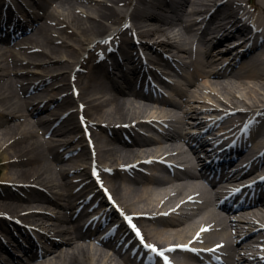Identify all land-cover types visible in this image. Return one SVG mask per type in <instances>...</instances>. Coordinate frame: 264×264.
Returning a JSON list of instances; mask_svg holds the SVG:
<instances>
[{
    "label": "bare ground",
    "instance_id": "obj_1",
    "mask_svg": "<svg viewBox=\"0 0 264 264\" xmlns=\"http://www.w3.org/2000/svg\"><path fill=\"white\" fill-rule=\"evenodd\" d=\"M16 1L18 3L21 0ZM134 1L135 4L133 3ZM162 1L164 0H154L152 2L153 5L141 8V5H146L145 0H43L42 3L44 7H39L37 10V12L44 11V14L39 17L42 24L34 28L32 31L34 33H31L30 36L24 38L16 45L7 47L0 46V129H2L0 130L2 131L0 132V152L1 149H3V152L6 149L10 151L4 156L8 164L7 168L10 166L15 167L14 165H19L20 167L33 166L31 169L22 172V174H24L33 171V173L29 174L31 177L28 180H18L17 177L21 175V171L17 170H10L11 172L6 173L4 179H1V181L4 182H13L15 186L13 187V185L9 183H4V185L0 187V214L9 213L17 219L24 218L30 223L29 230L36 231L31 223L38 224L40 228L46 230L49 234H56L55 236L63 239V243L57 244L55 249L53 248L54 251L50 253L55 254L51 257L52 260L42 264H114V260L117 261L115 264H128L125 258H118L115 251V254L112 255L105 248L93 249L90 247L86 241L91 236L83 232V227L80 226L79 223L80 219L76 217L75 214L71 213L74 207L72 206L74 201H82L79 203V206L76 207V210H79L82 205L86 204L85 201L90 196V194H81L77 197L78 194L76 192L80 186H84L85 184V188L89 190L91 188L100 187L97 186V181L91 175L95 165L98 169L99 165L113 169L115 179L109 181V178H112V176L106 175L105 171L101 168L102 176L106 179L107 187L125 209H128L130 213H134V219L146 225L145 233L152 239H155L156 242L163 244L176 243L175 240H178L177 242H187L201 228L203 225L202 223L205 222L207 225H213L216 231L220 228H224V231L221 233L218 231L216 237L215 234L213 235L214 241L217 239L227 241L228 247L230 248H233L235 243V245H240L239 243H241H238L239 239H237L238 232L241 231H238L235 226L231 224V230L225 232L229 230V222L225 221L224 218L218 214V211L213 208L216 206V204H214L215 197L213 196V192L210 189H206L201 183L194 182L198 178L190 177L194 183L182 182L180 185H172L166 181L164 176L156 174V183L163 186L170 184L167 186L169 188L165 190L150 185H145L144 189L141 188V186L137 188L136 186L127 184L128 180H132L133 177L132 179H127L126 175L123 177L125 180L121 178V173L119 172L122 167H124V164L131 165L138 161L140 164H143V159L146 155L155 156L156 154H160L159 156L161 157L164 155L165 157L172 156L173 152H177V150L173 148L177 147L170 144L169 146L162 144L157 145L155 141L146 144H138L136 142L141 140L139 139L136 141L139 135L137 134V137L135 136L136 138H134L130 131H125L124 133V135L128 137L127 139H125L124 136L118 137L116 130L122 127L125 128L123 124L132 123L146 116L153 118L156 117L157 114L155 111H152L153 113L151 115H144V112L151 109V105L148 101L142 102L127 97L133 96L137 99L143 97H141L140 94H149V92L143 89L140 83L135 86L133 85L132 88H129L131 86H129L130 81L128 82V80L125 81V83L118 81L117 84L108 85L106 81H112L114 79L110 78L107 73L104 74V77L100 76L101 79L96 78L95 75L97 71L101 72V70L97 69L101 67V63L106 56L116 54L114 59L119 61L118 57H120V51L116 53L115 48L111 46L110 50H106L105 45L103 51H96L92 58L94 61L96 60L97 64L95 63V66H91V63H89L88 69H90V71H88L87 74L83 72L84 75L80 73L78 76L79 96L76 97L71 92L74 85L72 78L74 76L77 77V75H75L77 68L87 63V55H90L91 51L96 49L98 45L103 44V42L107 40V37L114 35L118 37L122 35L123 32H126L130 25L125 26L123 22L128 17L130 22L134 21L136 30H139L144 36H156L149 41H155L153 44L159 46L157 48L171 50L177 47L183 49L184 47H180L181 42L179 41V34L175 33L174 30L175 24L170 20L171 16L169 15V13H178V10L182 9L181 11L184 10V12H188L190 19L185 20L183 17H180L179 21L186 29V34H188L186 37L190 38L188 43L193 40L192 49H194L196 47L194 46L196 38H194L193 35V27L196 24L201 26L206 23V25H209V22L213 24L216 23L217 25L214 29H217V34L219 36H229L228 42L233 40V43L236 41V38L230 37L234 34L240 35V32H244L245 34L247 32L251 33L252 30L255 32L252 25L245 28L242 26L241 18L236 17L239 13L246 11L248 3L251 2L254 9L251 10L250 22L259 29L260 33H264V0H227L226 3L222 0H175L173 3H169L168 0L165 1L166 3ZM34 3L38 5L39 0H34ZM86 3L94 4V6L88 7ZM54 4H58L59 7L57 9H52ZM16 6H18V4ZM132 6H134V8L131 12L130 9ZM15 7H12L13 11ZM73 9H80V14H76ZM195 16H197V19L205 18L201 22L199 20L195 22L196 19H192ZM13 20L16 21L17 18L15 17ZM101 39L102 41H100ZM248 40L250 41L251 39L243 38V41L239 42L240 46H243V43L248 42ZM209 42L212 41H206V43ZM110 43L111 41L107 42V44ZM134 44L137 43L133 42L132 45ZM122 47L123 43H120V49ZM148 47L150 51L153 50V46L150 47V45H148ZM18 48L19 51H17ZM252 48L254 49L255 46H252ZM135 49H137L136 51H138L139 54L140 51L138 48ZM144 49H147V47ZM226 49L227 48L220 47L214 50L215 53L218 50L220 53L217 55V61L214 62V65L220 63V66L226 68L233 66L232 62H235L233 54H225L224 52L228 53ZM121 51L122 54L124 56L127 55V57L120 60V64L122 67L128 69L129 66H126L125 63L126 61H130L128 56L130 50L126 48V50ZM133 52L135 54V50H133ZM252 52L253 51H249L247 53V58L245 59L242 70L250 72L251 79L255 81L253 85L243 80L242 77L238 78L234 83H231L233 81L227 82V80L220 77V71L204 74L207 70H203L204 65L201 63L197 69L204 72L200 75L203 76L201 80L204 88L201 87L200 89L202 91L204 89H210L211 94L214 92V95L217 92L220 94L223 91L224 94L230 93L234 96L235 94H233L231 88L234 87L241 90L243 88L246 92L245 95L253 98L254 95L264 90V50L262 51L263 54L257 56L252 54ZM182 53H189L188 55H190L191 50L190 52L188 50H182ZM152 55L155 59L157 55L160 54H157V51H153ZM181 56L185 57L182 54ZM229 56H231L229 60L222 63L224 58L226 59ZM135 60L138 66L139 62L143 61V59L139 57L135 58ZM166 61V64L169 65V61ZM147 66L151 68V64H144L139 67L145 68ZM133 69L131 71H134ZM66 75H69L67 79ZM215 77L219 79H215ZM31 79H33L32 82ZM50 79L53 84L52 82L43 84L44 81L47 82ZM27 84H29L30 87H28L29 91L31 87L34 86V92L30 95L28 94V89H24V86ZM40 85L42 87H40ZM193 87H199V84L196 82ZM112 89H114L116 93L108 94V91H112ZM130 89L134 90V92H131ZM126 90L130 92L127 93ZM188 91L187 93L186 90L183 96H181L182 99L186 97L183 104L175 101L171 102L173 107L182 109L180 113L175 110H166L163 113L165 117L172 119L174 125L171 126H174L173 128L176 129L179 128L181 134H184V129H187L193 122L196 123L199 120L197 116H199L202 110L206 109V107L204 108L203 106L207 104V102H205V97V101L202 102L201 92L198 90ZM19 92L22 94L23 98L19 96ZM63 92L68 93L64 94ZM60 100L63 102L61 103ZM44 102L47 103L43 110H51V123L59 127L61 125L59 129H49L46 124L50 121L39 119L33 114L32 110H30L31 107H37L36 109H39L40 105ZM75 102L78 103L77 106L81 103L84 104V115L88 119V133H90L89 139L94 143L93 149L90 147L91 141L86 138L85 135L81 134L82 130L79 123H77L78 121H74V113L72 111L74 108L72 109V107L75 105ZM230 103H232V105H230ZM55 104L57 106H55ZM65 105L69 109H63ZM227 105L233 110L237 109L236 111L238 114L236 118L241 119L243 117V113H239L240 111H238L242 107L238 106L235 101L227 102ZM182 106L183 108H181ZM254 107L264 110V100L259 101V103L256 102V106ZM251 111H254V108ZM244 112L246 113V111ZM228 114L229 113L225 114L224 119L235 118V116L230 117ZM263 114L264 112L257 118L263 116ZM114 116L116 120L111 121V118ZM244 116H247V114H244ZM248 118L251 119V116ZM257 118H253V120ZM194 119L196 121H194ZM59 122L61 123L60 125ZM201 123L202 122H199L198 124L200 125ZM260 124L263 126L264 120H260ZM36 128H39V130L36 131ZM40 130L42 131L41 134L39 133ZM48 135H53V137L47 139ZM71 135H74V137L71 140H66L67 137H72ZM248 135L251 136V129L248 131ZM42 136L46 138L43 139ZM77 139H79L80 145L75 152V157L77 158H75L76 160H71L72 163L70 165L72 168L69 169V171L74 170L77 175H80L76 177L80 179V182H78L77 186L74 188V185L71 183L77 180L75 178L69 182L67 181V176L70 173L67 168L60 167L57 172L56 170L54 171V163L62 165L64 160L62 159L63 155L60 158L54 155L53 147L55 146L54 142L60 141V149L65 145L75 142ZM257 140L259 139L257 138L252 142V148L256 150V147H261V145L264 148V142H262V140ZM118 144H120V147L117 146ZM89 147L91 149H89ZM49 157H52L55 162L53 163ZM254 157L255 155L253 158ZM175 158L181 160L184 165L187 163L188 172L191 175L194 173L196 165L200 162V158L196 153L193 155L186 153V151H180ZM149 164L152 165V163ZM65 171H68L66 177ZM21 183H25L26 186L19 189L17 184ZM135 184L140 183L135 182ZM32 185L43 186L47 189L49 196H31L28 197V199H31L30 201L23 200L21 196L16 195V197L14 196L15 194L3 196V190L6 192V190L12 189L15 193H19L23 189H30L31 192L34 193L37 190H35V187H31ZM172 190L178 192L180 196H185L182 200H185L190 195H196L194 198H198L199 200L205 197L207 200L206 208L198 212L194 217H191L190 223H188V221L185 223V226L177 222L178 220L176 219L168 221L163 226H159L156 221L160 219L162 215L158 216L156 212L161 211L166 205H169L167 197L171 194ZM185 191L187 192L185 193ZM189 192L191 193L186 196ZM75 198L76 200H74ZM174 199L173 197V200ZM94 201L91 204L92 206L94 205ZM183 203L184 204L181 206L185 207V204L190 202ZM33 204H37L38 207H35ZM201 206H205V202L202 203ZM170 207L174 209L175 206L172 205ZM180 207L177 210L183 208ZM121 208L123 209V207ZM31 210L33 211L31 212ZM172 213H174V211ZM256 217L264 222V211L257 212ZM252 222L255 225L257 224L256 221L252 220ZM13 223L14 222L4 218L3 221L0 220V231L2 235H6L10 243L13 241L19 242L16 241L17 237L12 233V229L16 232L19 227L16 224L12 225ZM10 225H12V227ZM21 231L22 230L19 229L18 232H16L20 237L22 236ZM217 236L219 238H217ZM234 237H236V240ZM10 239H12V241ZM217 242L218 241L215 243ZM108 246L111 245L108 244ZM247 246L249 245H246V247ZM1 248H11H6L0 243V264H5L7 258L3 257V254H6V252ZM252 250H255L253 245L242 252V254L250 253L249 251ZM258 250L261 253L264 252L263 249ZM96 256L98 258H96ZM188 257L190 258V256ZM8 258L9 260L12 259L11 257ZM18 261L19 264L27 263L24 262L23 259H19ZM256 262L257 260L253 261V264ZM129 264L132 263L129 262ZM180 264H184V262L182 261Z\"/></svg>",
    "mask_w": 264,
    "mask_h": 264
},
{
    "label": "rangeland",
    "instance_id": "obj_2",
    "mask_svg": "<svg viewBox=\"0 0 264 264\" xmlns=\"http://www.w3.org/2000/svg\"><path fill=\"white\" fill-rule=\"evenodd\" d=\"M216 1H218V0H216ZM85 4V3H84ZM87 4V6L88 7H91V6H94V4L92 5V4H90V3H86ZM59 6H58V4H54L53 5V8L52 9H54V8H58ZM133 7V6H132ZM141 8H145V6L144 5H141ZM61 9V8H60ZM82 9V8H81ZM85 9V8H84ZM94 9V8H93ZM61 10H63V9H61ZM74 10V12L76 13V14H80L79 12H81L80 11V9H73ZM133 9H131V11H132ZM182 9H180V10H178V13H169V15L171 16V18H170V20L171 21H173L174 22V30H175V33H177V34H179L178 36H179V41L181 42V45H180V47L182 48V47H184L183 49H176V48H173L175 51H177V52H180L181 54H183L184 56H188V54H184V53H182V50H188L189 52H190V50H191V48H192V45H193V40L191 41V42H189L188 43V41H189V39L190 38H187L186 37V35H188V34H186L187 32H186V29L184 28V25L179 21V18L180 17H183L185 20H188V19H190V17L188 16V12H184V10L183 11H181ZM147 40H149V39H153V38H155L156 36H154V35H151L150 37H148L147 35H145L144 36ZM185 39V40H184ZM193 39V38H192ZM59 45H61V44H59ZM201 49H203V50H205V47H206V45L204 44V41L202 40V41H200L199 42V45H198ZM175 51H169L170 53H172V52H175ZM31 69H33V68H31ZM100 70V69H99ZM100 74V71H97V74H96V78H98V75ZM67 76H69V75H66V79H67ZM215 79H219V78H217V77H215ZM251 80H252V82H251ZM68 81V80H67ZM230 81V80H229ZM229 81H227V82H229ZM231 81H233V82H231ZM230 82L231 83H234L235 81H237V79H233V80H231ZM247 81L248 82H250L252 85H253V83L255 82L253 79H247ZM26 82V81H25ZM178 82H181V84L183 85V82L184 81H182L181 79H178ZM24 83V82H23ZM199 87H191L192 88V90H198L199 92H201L202 94H203V96L206 98V99H208V100H210V101H212V102H214V104H216L215 105V107L216 106H221V108H226L225 106H226V104L225 103H227V102H236V104H238V106H241V107H243V106H246V107H249V106H251V107H254V106H256V102H258L259 103V101H263L264 100V90H262V91H260L257 95H254V97L252 98V97H250V96H247V95H245L246 94V92H245V90L242 88V90L241 89H236V88H231L232 89V91H233V94H235L234 96L232 95V94H230V93H228V94H224L223 93V91L219 94V92H217L215 95H214V93L213 94H209V92H210V90H207V89H204V91H202L200 88L202 87V88H204V86H203V84H202V82H200L199 81ZM208 84V83H207ZM185 88H189V87H185ZM60 92H62V91H60ZM21 93L19 92V96L21 97V95H20ZM52 94V93H51ZM108 94H114V92L113 91H108ZM202 96V97H203ZM128 98H131V99H133V100H137V101H141V100H139V99H135L133 96H127ZM203 97V98H204ZM173 98L174 99H176L179 103H183V100L182 99H180L179 97H177V96H175V95H173ZM202 98V99H203ZM143 102V101H142ZM145 102V101H144ZM232 104V103H231ZM36 108V107H35ZM35 108H33V112H36L37 111V109H35ZM217 108V107H216ZM105 109H107V108H105ZM153 112H152V110L150 109H148L146 112H144V115H151ZM50 117V115L49 114H43V115H39V118L40 119H43V120H47L48 118ZM113 120H116V118H115V116L114 117H112L111 118V121H113ZM74 121H77V120H74ZM47 125V127H50L51 126V124H49V122L46 124ZM0 130H2V129H0ZM39 130V128L37 129L36 128V131H38ZM0 132H2V131H0ZM41 130L39 131V133L41 134ZM83 134V133H82ZM72 137H67L66 138V140H71L73 137H74V135H71ZM42 138L44 139V136H42ZM59 144H61L60 143V141H57V142H54V147H53V153H54V155H56V156H58L59 158L63 155V153L61 154H58V152L60 151V149H59ZM118 147H120V144H118L117 145ZM66 148V147H65ZM67 149H68V147H67ZM69 151V149L67 150V152ZM10 151H7V149L3 152V149H1V152H0V154H1V157H0V180L1 179H4V175H6V173H10L11 171L10 170H17V171H21V175L20 176H18L17 177V179L18 180H28L30 177H31V175H29V174H31V173H33V171L31 172V173H24V174H22V172H24V171H26V170H28V169H31L33 166H27V167H20L19 165H14L15 167H12V166H10L9 168H7V161L5 160V155L7 154V153H9ZM155 155V154H154ZM147 156V155H146ZM145 156V157H146ZM49 159L54 163L55 161L52 159V157H49ZM58 164H56V163H54V171L56 170V172H57V170L61 167H66V168H71V166H70V163H68V164H66V165H58ZM66 172V171H65ZM64 172V173H65ZM67 176V172H66V175H65V177ZM67 181L69 182V180H68V178H67ZM134 180H130V181H128V183L127 184H130L131 186H136L137 188H139L140 186H141V188H143L144 189V187H145V185H152V184H150L149 182L150 181H147V180H144L145 182V184H142V183H140V184H135V182H133ZM138 183V182H137ZM153 186H156L157 187V185H153ZM160 188H162L163 190H165V189H168L169 187H160ZM187 191H185V193H186ZM171 193L172 194H175L174 193V190H172L171 191ZM191 192H189V193H187L186 194V196L188 195V194H190ZM185 196H181V197H178V199H177V202L178 201H180L181 199H183ZM172 204H174V202L172 203ZM37 205V204H36ZM52 208V207H51ZM153 209V208H152ZM167 209V208H166ZM52 210H53V208H52ZM54 211H56V210H54ZM207 211V210H206ZM167 221H169L168 219H164L163 220V224H162V221H159L160 222V224H158L159 226H163ZM180 228V227H179ZM178 240H175V242H177ZM165 244H167V243H165ZM96 258H98L97 256H96ZM114 264L115 263H117V261H114L113 262Z\"/></svg>",
    "mask_w": 264,
    "mask_h": 264
},
{
    "label": "snow or ice",
    "instance_id": "obj_3",
    "mask_svg": "<svg viewBox=\"0 0 264 264\" xmlns=\"http://www.w3.org/2000/svg\"><path fill=\"white\" fill-rule=\"evenodd\" d=\"M133 231L135 232L136 236L140 237L141 243H143V237L141 236L140 230L135 226V225H131ZM204 231H207V229H204ZM146 248H149L152 252L157 253L158 256H161L164 258V260L166 261V264H170V262L168 261V258L166 256H164L163 252L158 251L154 246L152 245H145ZM219 247V246H218ZM174 250V249H170Z\"/></svg>",
    "mask_w": 264,
    "mask_h": 264
}]
</instances>
